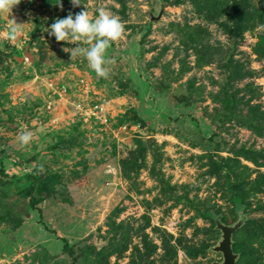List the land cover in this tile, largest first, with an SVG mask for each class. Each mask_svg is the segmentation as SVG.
<instances>
[{"label": "rangeland", "instance_id": "374dc122", "mask_svg": "<svg viewBox=\"0 0 264 264\" xmlns=\"http://www.w3.org/2000/svg\"><path fill=\"white\" fill-rule=\"evenodd\" d=\"M79 3L0 13L1 32L23 24L17 47L0 40V264H216L210 211L245 217L235 264H264V0ZM83 8L125 26L106 77L48 35ZM78 102L106 122L79 120Z\"/></svg>", "mask_w": 264, "mask_h": 264}, {"label": "clouds", "instance_id": "9594fccd", "mask_svg": "<svg viewBox=\"0 0 264 264\" xmlns=\"http://www.w3.org/2000/svg\"><path fill=\"white\" fill-rule=\"evenodd\" d=\"M19 2L20 0H0V13L10 15L12 8ZM70 3L73 6L80 5L79 0H70ZM9 20L10 38L15 40L23 24ZM48 29V35L57 42H71L76 45L71 49L70 57H85L97 76L106 77L108 69L105 65L110 62L106 59V50L111 42L122 37L125 26L116 14L107 9L100 8L95 18H90L88 11L83 8L75 14L69 12L63 18H55ZM80 41L88 46L75 43ZM18 139L21 146L27 145L33 139V133L21 132Z\"/></svg>", "mask_w": 264, "mask_h": 264}, {"label": "built area", "instance_id": "2783aa9c", "mask_svg": "<svg viewBox=\"0 0 264 264\" xmlns=\"http://www.w3.org/2000/svg\"><path fill=\"white\" fill-rule=\"evenodd\" d=\"M17 38V36H16ZM21 38V37H18ZM11 39L9 32L6 30L1 32L0 31V40L3 42H7L13 46H16L18 44L17 42L19 39ZM23 40L25 38H22ZM24 43L25 41L21 40V43ZM25 61H28V57L24 58ZM57 90V89H56ZM59 96H61V92H56ZM59 91V90H58ZM60 99V98H59ZM56 102L54 99L52 101H47L45 103V111L47 113V123L48 125L54 127L58 124V117H57V107H56ZM75 116L79 118V120H82L83 122H100V123H105L107 120V113L104 111V108L102 105L97 104V103H87L85 104L84 102H78L73 104Z\"/></svg>", "mask_w": 264, "mask_h": 264}, {"label": "water", "instance_id": "95a60500", "mask_svg": "<svg viewBox=\"0 0 264 264\" xmlns=\"http://www.w3.org/2000/svg\"><path fill=\"white\" fill-rule=\"evenodd\" d=\"M245 221V217L242 216L238 221L232 225H224L218 223V228L221 231V238L217 246L214 248L215 251L219 252L222 256V261L216 264H235L238 255L232 250V234L238 229Z\"/></svg>", "mask_w": 264, "mask_h": 264}, {"label": "trees", "instance_id": "16d2710c", "mask_svg": "<svg viewBox=\"0 0 264 264\" xmlns=\"http://www.w3.org/2000/svg\"><path fill=\"white\" fill-rule=\"evenodd\" d=\"M236 190V189H235ZM30 196V195H29ZM236 200H240L239 198H236ZM37 203H38V200H35V199H33L32 197H31V206H32V208L33 209H35V210H37L38 211V213L41 215V211H40V209H38L37 207H36V205H37ZM204 216L205 217H207V218H210L211 220H212V222H213V224L218 228V223H220V224H224L223 222H224V220H223V218L222 217H220L219 215H216V214H214V213H212V211H210V212H205L204 213ZM245 222V221H244ZM224 225H226V224H224ZM46 230L49 232V233H53V231H50L49 229H47L46 228ZM218 230L220 231V229L218 228ZM220 233H221V231H220ZM59 240L62 242V250L65 252V253H68V252H70V248L68 247V244H67V240L65 239V238H59Z\"/></svg>", "mask_w": 264, "mask_h": 264}]
</instances>
